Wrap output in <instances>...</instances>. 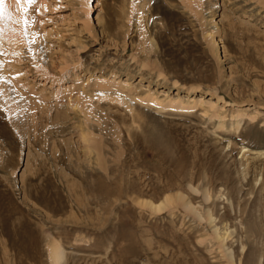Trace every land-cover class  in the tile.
<instances>
[{
    "label": "rangeland",
    "instance_id": "1",
    "mask_svg": "<svg viewBox=\"0 0 264 264\" xmlns=\"http://www.w3.org/2000/svg\"><path fill=\"white\" fill-rule=\"evenodd\" d=\"M5 27L40 128L2 143L0 264H230L208 212L264 264V0H5Z\"/></svg>",
    "mask_w": 264,
    "mask_h": 264
},
{
    "label": "bare ground",
    "instance_id": "2",
    "mask_svg": "<svg viewBox=\"0 0 264 264\" xmlns=\"http://www.w3.org/2000/svg\"><path fill=\"white\" fill-rule=\"evenodd\" d=\"M3 1H5V0H3ZM1 15L3 16V14H1ZM11 28H10V30L12 31V33L10 32L8 27L2 28V29L0 28V41H1L0 42V53H1L0 55L2 57V59L0 60V65L2 64L1 62L6 63V64L1 66L3 68H0V87L2 86L1 92H0V105L6 111V115L8 117V124L5 125V128H6L5 132L4 131L0 132V140H1V142H0V154L3 151L2 143L9 141V139L13 136L14 133L19 134L20 136H22V138H25V139H27V141L30 142L32 139V136L37 132V129L40 128L39 126H38L39 127L38 128L36 126V124H34L36 121H34L35 119H33V121H32L31 114H30V109H32V105H34V104L37 105L35 97H33V95H31V96L26 95L25 92L20 91V90H22V89H20V87H17V86L11 87V85H10L11 82L15 81V78H14V76H16V75H14V73H15L14 67L15 66H14L12 60L17 55V50L15 48H12L13 43L11 42V39L14 40L15 37L18 36V34L15 33L16 29L14 28L15 29L14 30L13 28L12 29ZM13 30H14V32H13ZM13 33H15V34H13ZM18 33H20V32L18 31ZM14 35H15V37H14ZM19 37H20V35H19ZM19 37H17V38L19 39ZM8 59L11 61V62L9 61L10 63L8 62ZM10 64H12V66ZM13 100H14V102H13ZM5 111H4V113H5ZM239 113H240V111H239ZM239 113H236V115H238ZM239 116H242L241 113L239 114ZM28 117H29V120H31L33 123H30L28 121ZM37 125H39V124H37ZM34 126H36V127H34ZM6 144H7V142H6ZM6 144L5 143L3 144L4 147ZM208 198H209V195H206L205 199L207 200ZM159 205L160 204H157V205L150 204L149 206L151 208H154V209H160ZM183 206L187 210H190L192 212L195 211L194 206L190 202H186ZM207 218H208L209 223L211 224V227H213L214 239L217 240V242H218L217 244H219L218 246L221 249V251L223 252V255L227 258L228 263L232 264L235 253H234L233 249L230 248L231 246L227 245L228 237H230V236H228L229 232H227L226 230H220L217 226H215V224H214L215 220H213L212 214L210 212L207 213ZM249 227H250V225H249ZM7 229L8 228H6L4 230L7 231ZM19 230L20 229H17V231H19ZM11 231L12 230H10V233H12ZM14 231H15V229H14ZM20 231H23V230H20ZM7 232H5V233H7ZM13 234H12V236H13ZM24 235L22 236V238H24ZM6 237H8L7 234H6ZM32 237H34V236H32ZM9 238H10V236L8 237V240H9ZM20 238H19V241L16 240L15 238H10V240H9L10 242H8V243H10V247L13 248L14 250L21 251L22 254L32 255L31 254L33 252L32 249L31 250L27 249V246L24 245L25 242H24V244L20 242L21 241ZM17 239H18V237H17ZM6 244H7V242H6ZM56 244L57 243L54 242L53 244H51L52 247L50 248L52 264H67L66 262L68 260L66 261L67 256L65 254V250ZM35 248H36V245H35ZM35 251H37V250H35ZM21 262H23V261H21Z\"/></svg>",
    "mask_w": 264,
    "mask_h": 264
},
{
    "label": "snow or ice",
    "instance_id": "3",
    "mask_svg": "<svg viewBox=\"0 0 264 264\" xmlns=\"http://www.w3.org/2000/svg\"><path fill=\"white\" fill-rule=\"evenodd\" d=\"M36 2V0H16V3L19 4V3H27L28 5H32ZM3 3V0H0V4ZM27 9H25L26 11Z\"/></svg>",
    "mask_w": 264,
    "mask_h": 264
}]
</instances>
